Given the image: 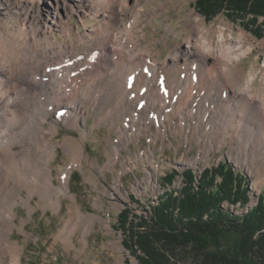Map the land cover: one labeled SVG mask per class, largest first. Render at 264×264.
<instances>
[{"label":"bare ground","instance_id":"obj_1","mask_svg":"<svg viewBox=\"0 0 264 264\" xmlns=\"http://www.w3.org/2000/svg\"><path fill=\"white\" fill-rule=\"evenodd\" d=\"M6 1L9 2L0 0L1 14L2 10L8 9ZM89 2L87 10L94 8L99 12L97 6H100V9L103 6L102 9H105L104 15H107L112 26L109 33L113 38L112 43L92 38L91 45L87 42L85 46H88L83 49L82 44L86 37L81 35L76 37V42L67 40L62 43L50 39L46 29H40L41 36H38L33 28L27 29L25 40L21 38L23 32L5 31L3 34L0 31V264H21L23 246L18 244L17 240H12L10 234L14 227L24 231L22 224L25 220L16 225L13 219L16 216L14 207L17 204L26 206L30 213L36 208L30 201L33 195L38 197V206L54 211L61 208L62 198L73 200L68 207L66 221L55 236V241L62 240L67 247L75 246L73 236L79 229V241L87 244V235L95 225V219H102L100 216L83 212L80 205L75 203L76 196L69 187L73 169L82 168L83 142L87 138V132H82L79 138L67 136L60 143L59 146L64 149L70 162L66 167L59 166L58 184L54 182L51 169V163L57 155V144L49 134L57 133L56 122L59 120L66 126H76L80 124L81 119L85 121L88 108L85 101H89L88 105L97 113L94 126L103 121L110 129H120L118 144L113 148L115 156L116 147L121 148L124 141L129 143L140 140L139 132L154 124L150 118L142 120V116L148 113L158 115L161 131H156L153 138H160L162 146L163 133L170 131L174 125V116L180 117V121L183 115L193 118L200 124L196 131L201 132V137L204 138L209 132V143L205 145L206 138L205 143L202 141L201 145V151L204 150L205 155L209 154L211 142L217 140L218 134L224 133L225 128L230 129L228 135L232 129L235 134L244 133L245 137L239 135L237 140L250 152L253 150H248L252 142L249 137L255 141L264 132V85L254 89L257 72L250 71L245 84L232 95L223 86L224 81L230 88L236 84L229 64L236 66L251 50L249 47L245 48L238 43L232 45L231 39H225L223 33L218 36L219 45L215 46L214 30L211 32L208 27L204 30L200 28L204 25L201 20H194L188 26L190 33L185 35L187 45L181 50L171 44L170 48L175 49L171 53L172 58L170 61L162 60L161 52L155 50L151 41L141 42L140 37L144 38L145 32L142 29V34L136 32V24L141 20L140 0H135L137 9L132 12L129 10L132 0H118L117 4L106 2L103 5L102 1L100 4L96 1L95 5L92 0ZM20 5L23 8L20 14L28 17L34 14V0H24ZM53 17L56 16L51 17L55 23ZM169 28L170 24L166 23L165 29ZM62 29L65 30L64 27ZM203 48L208 49L201 50ZM108 51L112 52L110 61L106 58ZM93 54H96V60H93ZM216 58L219 60L220 69L217 67ZM50 66L52 68H48ZM133 73L134 82L128 88L127 82ZM161 76L166 77L170 89L168 96H165L158 86L157 81ZM262 79L264 81V76ZM185 89L189 91L186 90V95L182 97ZM175 95L177 101L174 103L172 98ZM191 99L193 103L189 104ZM195 101H199L198 104ZM132 105H135V109H132ZM56 106H63L64 114L59 119H51V111H54ZM104 109L102 116L100 111ZM119 112L121 114H118ZM123 114L131 115H126L129 116V121L124 124L123 120L121 125ZM116 116L119 117L118 120L114 119ZM46 122L49 123L48 128L45 127ZM261 141L262 139L259 142ZM110 142L112 144V139ZM263 145L260 143V148ZM145 147L149 148V144ZM110 154L113 157L112 151ZM148 155H153L151 149L147 153L145 151L144 156ZM242 155L244 158L241 159L243 164L248 165L247 169L260 173L256 184H262L264 148L262 155L258 153L261 157L253 156L250 162L248 157L243 153ZM230 158L233 159L234 156ZM88 161L94 164L90 159ZM114 161L113 158L110 160L112 163H115ZM4 171H8L5 176ZM116 175L118 177V174ZM92 178V174L86 175V179L93 181ZM156 186L157 184H153L152 189ZM23 189L25 195L22 194ZM121 200H126V197ZM95 204H100V201ZM107 222L106 226L111 229L109 218ZM108 246L119 252L118 264H125L123 247L119 240Z\"/></svg>","mask_w":264,"mask_h":264},{"label":"rangeland","instance_id":"obj_2","mask_svg":"<svg viewBox=\"0 0 264 264\" xmlns=\"http://www.w3.org/2000/svg\"><path fill=\"white\" fill-rule=\"evenodd\" d=\"M96 1L98 2L97 4H100L102 1L103 5L106 2L117 4L118 0H92L94 5ZM20 2H24V0L6 1L8 9H4L2 10L3 13H0V31L3 34L5 31L23 32V34L21 33L22 37L21 35L20 37L25 40L27 29L33 28L35 33H38V36H41L40 29H46L48 34H50V39L62 43L67 40L76 42V37L81 35L86 37V41L82 44L84 46L83 49H86L92 38L111 43L113 41L112 35L109 34L112 26L109 24L107 15H104L106 14L105 9H102L103 6L101 9L99 8L100 6H97L99 12H96L94 8H90L88 11L86 6L90 3L89 0H34L35 11L31 17L20 14V10L23 9ZM195 2L196 0H140L139 4L142 6V10H140L141 20L136 24V26L138 25L136 32L142 34L140 29L145 32V37H140L141 42L151 41L155 50L161 52L160 59L170 61V58H172L171 53L175 50L171 49L170 45L173 44L182 50L187 45L185 35L190 33L188 28L190 22L193 23L194 20H201L204 25L200 26V28L204 29L208 27V30L211 32L214 30L216 37L214 38L215 46L219 45L217 39L223 33L225 39H231L230 43L232 45L238 43L245 48L249 47L251 49L239 60L236 66L229 64L236 84L230 88L231 86L224 81L223 86L227 88L228 93L232 95L233 92H237L239 87L245 84L252 70L257 72L254 89L257 90L256 87H263L264 31L260 36H255L239 23L240 19L238 17H233L238 15H228L224 10L212 16H205L198 11ZM135 4V0H132L129 9L131 12L137 9ZM53 15L56 16L53 17L55 18V23L51 18ZM262 21L263 17L259 16L258 23ZM166 23L170 24L169 29H165ZM262 29L264 30V27ZM87 42L88 45L85 46ZM207 49L203 48L201 50ZM111 54L112 52L108 51L106 56L108 61H110ZM215 61L218 63L217 67H220L218 58ZM219 67L218 69H220ZM85 68L84 66L83 69ZM166 76L169 79L167 73ZM186 90L189 91L185 89L183 95H181L182 97L186 95ZM192 101L191 99L188 103L192 104ZM198 102L195 101L196 104ZM84 103L88 106L87 112H85V121L81 119L80 124L78 123L76 126H66L59 120L56 122L58 125L57 133L54 135L49 134L57 144V155L51 163V169L54 182L58 184L59 177L57 173L59 166L66 167L70 162V158L64 149L59 146L60 143L67 136L73 135L79 138L82 132H87V138L83 142L84 157L82 158V168L75 167L73 169L70 175L69 187L70 191L76 196L75 203L80 205L83 212L89 215L100 216L102 219H95V225L87 235V244L79 241V229L73 236L75 246L67 247L62 240L55 241V236L64 225L68 216V207L73 200L62 198L61 208L59 211H54L48 207L43 208L42 206H38L36 203L38 197L33 195L30 201L36 208L30 213L26 206L17 204L14 207L16 216L13 219L16 225H20L21 220H25L22 224L24 231L19 230L18 227H14L12 234H10L12 240H17L18 244L23 246L21 264H118L119 252L108 246V244L115 243L117 240H119V243L123 247L122 254L125 264H142L140 262L142 253L135 246L136 239L135 237L131 238V231L128 228L126 230L120 228V217L118 214L124 209H128L130 211L129 218H133V215L149 216L150 207L155 204L156 197L160 195L162 188H164L162 178L173 168L178 173L174 185L180 187L182 184L181 172L185 171L188 167L194 168L195 173L198 174L204 168L216 166L219 161H225L246 176V186L250 195L248 206L256 204L258 196L264 191V177L263 183L257 185L256 181L260 173L254 170L250 172L247 169L248 165L243 164V159H241L242 157L244 158L242 153L249 158V162L253 156L261 157L258 153L262 155L264 145L260 148V143L264 144V132L255 141L249 137L252 142L249 144L248 150H253V152H250L245 150V147H242L239 140H237L240 136L245 137L244 133L240 135L236 132L235 134L234 129H232L231 134L228 135L227 133L230 129L225 128V132L218 134L217 140L211 142L212 147L209 154L205 155L206 152L204 150L201 151V145L202 141L206 140V138L205 145L209 143L208 140L210 138L207 137L209 132L206 136L204 135V138L201 137V132L197 133L196 131L200 124L187 115H183V119L180 121V117L176 115L174 116L176 118L175 122H173L174 125L170 131L163 133V146L161 145L162 140L160 138L156 137L154 140L153 134L157 133L156 126L151 124L150 128L145 129L148 131L142 129L139 132L138 138L140 140L135 142L130 141L129 143L124 141L121 148L118 149L116 147L115 152L117 155L115 156L113 148L114 145L118 144L117 135L120 129H110L109 125L103 121H100L99 125L94 126V117L97 113L94 108L88 105L89 101H85ZM134 106L132 105V109H135ZM57 107H55L54 111H51V119H59L56 116ZM104 111L105 109L100 111L102 116ZM118 114L121 113L119 112ZM126 115L123 114L121 117V125ZM201 115L202 112L200 111L199 116ZM102 116L99 117L100 120ZM107 116L109 117V115ZM146 117L147 119L150 117L149 113L146 116H142V120H145ZM114 119L118 120L119 117L116 116ZM45 127H49L48 122L45 123ZM111 139L112 144L110 142ZM260 139H262L261 142H259ZM147 144H149V148L145 147ZM150 149L153 155L145 157V151L147 153ZM111 151L113 157H111ZM232 155L234 156L233 159L230 158ZM235 157H239L240 159L237 160ZM112 158L115 160V163L110 162ZM193 158L195 159L193 160ZM88 159L91 162L93 161L94 164H90ZM7 172L4 171L3 176ZM88 173L92 174L94 178L92 180L96 184L86 179ZM116 174H118V177ZM188 175L189 172H186V176ZM117 180H119L118 184ZM153 184H157L154 189H152ZM22 194L25 195L24 189L22 190ZM123 197H126V200H121ZM97 201H100V204H95ZM236 208L240 209V207ZM108 218L110 219L111 229L106 226ZM138 229V226H136L134 231ZM239 246V237L236 233L225 234V236H220L218 239H210L207 243L209 249L223 250L228 253L238 252ZM184 257L186 259L180 261L179 264L199 263L195 258L186 253ZM234 257H237V264H257L258 261V259L253 261V258L256 259L255 257L249 260L247 255L244 254L243 256L238 254Z\"/></svg>","mask_w":264,"mask_h":264},{"label":"trees","instance_id":"obj_3","mask_svg":"<svg viewBox=\"0 0 264 264\" xmlns=\"http://www.w3.org/2000/svg\"><path fill=\"white\" fill-rule=\"evenodd\" d=\"M195 6L205 16L223 10L238 15L232 16L255 36L264 31V0H196ZM259 16L263 17L260 24ZM177 175L173 168L162 178L164 188L150 207L149 216L129 218L128 209L118 214L120 228H128L131 238L136 239L135 246L142 253L140 262L179 264L186 253L198 264H237L234 256L238 254L247 255L249 260L255 257L253 261L264 264V191L256 204L248 206L246 176L225 161L198 174L188 167L181 172L180 187L174 185ZM136 226L139 229L134 231ZM229 233L238 234V252L207 247L208 240Z\"/></svg>","mask_w":264,"mask_h":264}]
</instances>
